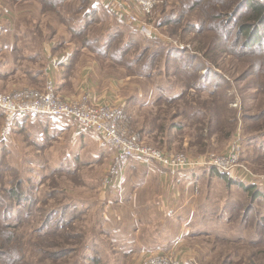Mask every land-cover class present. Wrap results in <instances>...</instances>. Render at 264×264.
Listing matches in <instances>:
<instances>
[{
    "label": "rangeland",
    "instance_id": "374dc122",
    "mask_svg": "<svg viewBox=\"0 0 264 264\" xmlns=\"http://www.w3.org/2000/svg\"><path fill=\"white\" fill-rule=\"evenodd\" d=\"M239 1L210 0L203 13L207 0L194 5L192 0H166L146 17L131 7L139 23L130 24L105 9L102 0H1L17 9L15 20L49 24L47 34L59 28L64 34L67 26L79 46L89 38V49L102 63L125 71L148 95L153 87L156 109L146 110L150 102L141 100L143 115L152 110L150 117L160 118L155 127L162 133L171 126L173 113L181 117L174 119L176 127L184 126L170 133L163 149L192 157L219 155L238 140L240 164L253 179L251 193L259 195L246 194L213 168L185 169L197 170L193 181L201 182L198 192L209 191V211L203 234L188 237L194 244L190 250L161 251L182 264H264V34L261 46L248 54L236 49L237 42L233 46L238 27L248 21L233 13ZM212 9L224 22L216 30L204 24ZM23 10L29 13L24 16ZM197 31H202L199 37ZM121 114L138 135L127 113L124 119ZM2 120L0 112V242L5 246L0 247V264H141L147 258H123L113 249L114 238L105 236L97 192L109 164L101 154L91 159V134L80 135L74 145L68 137L56 140V131L48 133L47 119L38 116L22 117L2 134ZM184 135L193 139L189 151L176 142ZM139 139L155 146L148 137Z\"/></svg>",
    "mask_w": 264,
    "mask_h": 264
},
{
    "label": "crops",
    "instance_id": "0c3cea01",
    "mask_svg": "<svg viewBox=\"0 0 264 264\" xmlns=\"http://www.w3.org/2000/svg\"><path fill=\"white\" fill-rule=\"evenodd\" d=\"M32 5L42 13L38 5ZM23 11L24 16L29 13ZM17 14L13 5L6 2L2 5L0 0L1 92H11L23 87L42 90L50 84L57 95L67 100L85 93L89 95L92 104L122 110L123 119L127 113L137 134L142 138L148 137V141L155 145H151L152 147L175 152L161 146L171 140L173 133L184 128L183 125L176 127L177 124L173 122L181 117L173 113L175 117L171 126H166L164 133L161 128L156 129L155 122H160V118L157 116L155 120L150 117L152 110L156 109L151 102L153 87L148 95L145 87L138 85L125 71L99 62L82 43L79 46V39L72 36L73 33L68 31L67 26L64 34L59 28L51 35L46 32L49 24L30 20L17 21ZM87 41L90 42L89 38ZM32 65H37L39 69L32 70ZM38 72L39 75L36 74ZM141 100L150 102L147 103L148 108L141 104ZM145 108L152 110L143 115L142 109ZM159 108V111L162 110ZM160 117L164 118L163 115ZM20 118L22 117L14 118L12 127ZM39 118L47 119L43 126L47 127L48 133L49 129L56 131V140L58 136L68 137L72 145L80 135L91 134V159H95L97 154H101V157L104 155V164L106 166L108 163L107 169L109 168L113 150L104 140L92 132H84L66 119ZM123 122L125 123V119ZM49 137L53 139V136ZM213 137L214 132L207 140L210 145L214 141ZM47 138L48 135L45 140ZM192 141L191 136L187 135L176 140L188 151L194 146ZM196 171L172 172L152 163L132 160L109 181L102 180L97 192V203L103 206V229L105 236L114 238L113 246L117 248L113 249L122 252L123 258L129 257L130 260L140 258L142 254L149 256L161 251L181 253L183 250H190L194 244L188 241V237L203 234V229L207 228L209 211V191L204 189L198 192L201 182L193 181ZM105 172L106 169L103 173ZM226 178L234 181L238 187V184L253 186V179L240 169ZM200 251L203 252V249L200 248Z\"/></svg>",
    "mask_w": 264,
    "mask_h": 264
},
{
    "label": "built area",
    "instance_id": "2783aa9c",
    "mask_svg": "<svg viewBox=\"0 0 264 264\" xmlns=\"http://www.w3.org/2000/svg\"><path fill=\"white\" fill-rule=\"evenodd\" d=\"M166 0H102L105 9L117 14L119 20L126 19L130 24L139 23L131 7L142 17L149 16L153 9ZM264 2V0H259ZM108 12V11H107ZM146 34H151L146 24H140ZM0 112L3 115L2 134H6L16 117H48L66 119L82 130L90 131L104 140L113 150L110 166L104 182L116 175L130 160L155 164L168 171L196 168H213L220 175L228 176L233 169L250 173L246 166L240 164L239 143L235 140L225 153H213L192 157L182 152H167L142 142L138 135L129 130L121 120V110L115 107L92 104L89 95L82 93L75 99L67 100L54 92L48 84L42 90L25 88L4 93L0 91ZM238 137V136H237ZM241 165V166H240ZM251 174V173H250ZM141 264H182L181 261L166 253H153Z\"/></svg>",
    "mask_w": 264,
    "mask_h": 264
},
{
    "label": "trees",
    "instance_id": "16d2710c",
    "mask_svg": "<svg viewBox=\"0 0 264 264\" xmlns=\"http://www.w3.org/2000/svg\"><path fill=\"white\" fill-rule=\"evenodd\" d=\"M43 1V0H41ZM189 1V0H188ZM208 3L204 6L201 7V11L204 13L206 11V8L208 7V4L210 0H207ZM193 5L195 3H197V0H192ZM197 5H195L194 7H196ZM214 9L209 10V12H207L205 14V16L207 17V21H204V24L210 29L212 30H216L219 29L220 26L223 27V23L221 19V16L219 15H214ZM234 15H245L248 16V21H244L242 24H240V26L238 27L237 33H236V38L234 40L233 46L234 44L236 45L237 42V46L236 49L239 48V52L242 53H250L252 52L254 49H256V47H260L261 46V41H262V33L264 34V5L259 3L257 0H240L238 5H236V9L233 12ZM164 20V19H163ZM210 21V23H209ZM167 22V20H166ZM163 23L164 26L169 25L167 23ZM209 23V25H208ZM194 28H192L193 30ZM191 30V32H192ZM226 31V30H224ZM202 33V31H197L195 33V35L197 37L200 36V34ZM229 34V31L228 33ZM87 43V47L84 45L83 47L90 50L89 49V42H84L82 43L85 44ZM234 48V47H233ZM234 50V49H233ZM91 53L95 55V58H97L98 60H100L102 62V59H100V57L97 55L96 51L94 50V48H91ZM238 52V53H239ZM263 115V114H262ZM261 115V116H262ZM261 116L257 117L256 119H260ZM260 121V120H257ZM231 136V135H229ZM240 161H241V152H240ZM222 179H226L228 181V183H233L232 181L228 180L226 178L225 175H221L220 176ZM240 187L244 188V190L250 194L252 191V187L253 186H246L244 187L242 184H238ZM252 197H256L257 195H259V193H254L252 194ZM0 247H5L4 244L2 242H0ZM7 249V247H6Z\"/></svg>",
    "mask_w": 264,
    "mask_h": 264
}]
</instances>
